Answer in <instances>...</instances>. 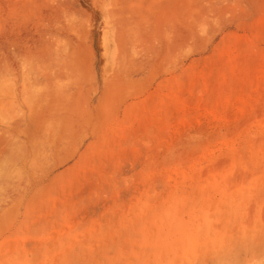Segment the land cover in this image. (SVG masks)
<instances>
[{"label":"rangeland","instance_id":"rangeland-1","mask_svg":"<svg viewBox=\"0 0 264 264\" xmlns=\"http://www.w3.org/2000/svg\"><path fill=\"white\" fill-rule=\"evenodd\" d=\"M0 264H264V0H0Z\"/></svg>","mask_w":264,"mask_h":264}]
</instances>
